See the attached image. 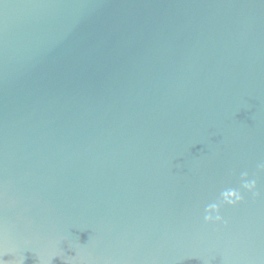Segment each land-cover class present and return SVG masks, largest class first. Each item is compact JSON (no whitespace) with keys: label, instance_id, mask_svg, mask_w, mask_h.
<instances>
[{"label":"water","instance_id":"95a60500","mask_svg":"<svg viewBox=\"0 0 264 264\" xmlns=\"http://www.w3.org/2000/svg\"><path fill=\"white\" fill-rule=\"evenodd\" d=\"M0 264H264V0H0Z\"/></svg>","mask_w":264,"mask_h":264},{"label":"clouds","instance_id":"9594fccd","mask_svg":"<svg viewBox=\"0 0 264 264\" xmlns=\"http://www.w3.org/2000/svg\"><path fill=\"white\" fill-rule=\"evenodd\" d=\"M246 176V175H245ZM244 187L246 188V189H248L249 191H253L254 189H255V187H256V184H255V181L253 180V181H248V180H246L245 181V183H244ZM235 199H236V201H239V199H240V197L237 195L236 197H235ZM231 202V201H230ZM213 210H215V208L213 209ZM213 219H214V217L212 216V215H207V216H205V221L206 222H213ZM220 216L219 215H216L215 216V220L216 221H220Z\"/></svg>","mask_w":264,"mask_h":264}]
</instances>
